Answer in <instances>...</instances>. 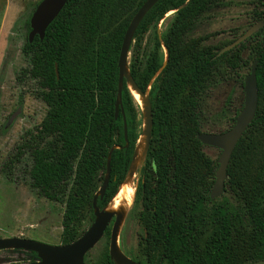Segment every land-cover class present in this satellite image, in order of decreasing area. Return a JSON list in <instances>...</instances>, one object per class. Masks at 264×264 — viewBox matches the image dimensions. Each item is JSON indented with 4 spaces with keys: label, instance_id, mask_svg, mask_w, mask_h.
Segmentation results:
<instances>
[{
    "label": "trees",
    "instance_id": "1",
    "mask_svg": "<svg viewBox=\"0 0 264 264\" xmlns=\"http://www.w3.org/2000/svg\"><path fill=\"white\" fill-rule=\"evenodd\" d=\"M145 1L67 0L43 40L36 36L32 42L29 20L37 5L24 22L21 53L29 65L21 76L37 83L35 95L48 110L1 171L10 177L21 152L29 153L31 188L64 206L62 245L82 236L77 224L85 212L89 222L94 221L92 200L106 178L107 164V187L96 200L101 211L132 167L143 114L124 82L115 116L117 62L128 25ZM234 6L250 8V27L264 19V0H159L133 36L129 76L148 98L152 117L128 211L140 228L138 253L128 252L138 264L264 260V26L221 55L234 40L210 46L209 35L193 36L213 11ZM170 12H174L170 24L160 37L155 36L153 50L141 67L135 56L141 40ZM254 63L256 113L231 154L223 194L211 200L218 158L210 157L205 150L211 147L197 139L199 134L214 133L207 126L211 91L242 68L250 73ZM243 83L241 79L242 88ZM242 107V98L233 106L230 99L225 103L221 114L227 130ZM12 251L31 260L39 258L33 252ZM103 264L114 263L107 256Z\"/></svg>",
    "mask_w": 264,
    "mask_h": 264
},
{
    "label": "rangeland",
    "instance_id": "2",
    "mask_svg": "<svg viewBox=\"0 0 264 264\" xmlns=\"http://www.w3.org/2000/svg\"><path fill=\"white\" fill-rule=\"evenodd\" d=\"M40 1L0 0V239L23 238L58 246L61 245L64 206L46 200L31 188L28 176L31 165L29 153L21 152L19 161L11 169L10 177H6L1 171L3 164L18 154V146L28 141V132H35L48 110L35 95L39 90L37 83L21 76L22 71L29 65L28 58L21 53L25 36L23 25L28 14ZM249 9L245 6H234L213 11L209 19L197 26L193 36L209 35L206 44L210 46L235 40L250 27ZM172 14L173 12H170L165 15L141 40L135 54L141 67L153 50L155 36L160 37L165 32ZM133 46L129 49L128 65ZM160 54L161 60L165 62L166 53L163 48ZM248 70L240 69L237 76L219 82L212 89L207 104L209 116L207 126L212 132L220 133L228 129L227 119L221 112L228 99L232 101V106L236 99H243L240 81L241 79L244 81L249 75ZM144 100L145 98H141L142 104L139 105L142 114ZM14 114H16L15 118L9 123ZM142 137L143 135L139 138L136 148L144 147ZM205 152L213 159L218 158L220 154L215 148H207ZM142 157L143 152L140 150V155L129 175L133 189ZM91 224L89 212H85L77 224L78 233L84 234ZM110 230L111 227L88 252V261L92 262L90 264H97L108 256ZM139 235L140 228L127 213L117 233V246L127 256L128 252L137 254ZM28 263L24 253L12 250L0 251V264Z\"/></svg>",
    "mask_w": 264,
    "mask_h": 264
},
{
    "label": "water",
    "instance_id": "3",
    "mask_svg": "<svg viewBox=\"0 0 264 264\" xmlns=\"http://www.w3.org/2000/svg\"><path fill=\"white\" fill-rule=\"evenodd\" d=\"M158 1L159 0H147L137 10L135 15L131 19L128 28L124 34L119 57H118V62H117L118 89H117V99L115 103V116H117L119 112L121 87L125 82L128 90H129L128 85L130 84L133 90H135L141 98H145L143 102L144 108H143V133H142L145 141L144 153L147 149L151 135V127H152L151 108L148 98L136 88L135 84L133 83V81L129 76L128 54L137 27L139 26L140 22L143 20L145 15L152 9V7ZM66 2L67 0H41L37 4L29 20V27H30V31L28 33L29 42H32L36 36H38L39 40H43L47 27L58 16V14L62 10ZM263 26H264V19L256 22L251 27H249L241 36L235 39L231 44L224 47L218 53V55H221L235 48L239 44L243 43L246 39H248L256 32H258ZM163 50L166 53L164 48ZM255 70H256V63L252 65L249 75L244 79L243 88H242L243 107L240 113L238 114V116L235 118L234 126L231 129L227 130L226 132L202 133L197 136L198 141H200L203 145L207 147L215 148L220 151V154L217 159L218 169L215 173V182L210 193L211 200L219 198L223 194L224 182L226 179V169L230 161L231 154L236 144L242 138L244 132L247 130L248 126L250 125V123L252 122L255 116L257 109V100H258ZM136 104L139 106L137 102ZM15 116L16 114H14L11 117L9 123L12 122ZM124 137L125 139L127 138L125 121H124ZM134 161H135V155H134L133 164ZM133 164L130 169L129 175L131 173V170L133 169ZM109 171H110L109 164H107L106 178L102 183L101 187L99 188V190L97 191V193L94 195L92 200L94 221L92 222L88 230L78 240L65 246H49L29 239L5 238V239H0V251L20 250L24 252L36 253L38 257L41 259V261L35 264H83L84 255L100 241V239L104 234V231L107 229L110 222L113 221L110 231V241H109V250H108L110 260H112L114 264H138L137 262L130 259L126 254H124L117 246V233L119 227L121 225V222L124 221V218L127 215L128 211L130 210L131 206L127 210L124 216H120L117 215L116 213L108 212L107 207L101 211L97 208L96 205L97 198L98 197L102 198L105 193ZM137 177H139L138 173H137ZM252 264H264V260Z\"/></svg>",
    "mask_w": 264,
    "mask_h": 264
},
{
    "label": "bare ground",
    "instance_id": "4",
    "mask_svg": "<svg viewBox=\"0 0 264 264\" xmlns=\"http://www.w3.org/2000/svg\"><path fill=\"white\" fill-rule=\"evenodd\" d=\"M128 88L133 95L135 101L141 106V97L137 94L135 90H133L132 86L129 84ZM143 108H144V103H143ZM143 142H144V147L139 148L137 147L135 150V161L134 164H136V161L140 155V150H142L143 155H144V149H145V141L144 137H142ZM143 159V157H142ZM134 198V189L132 187L131 179L130 176H127L125 182L119 186L117 193L115 194L114 198L111 200L109 205L107 206V211L108 212H113L116 213L117 215L123 216L126 214L127 210L130 208Z\"/></svg>",
    "mask_w": 264,
    "mask_h": 264
},
{
    "label": "flooded vegetation",
    "instance_id": "5",
    "mask_svg": "<svg viewBox=\"0 0 264 264\" xmlns=\"http://www.w3.org/2000/svg\"><path fill=\"white\" fill-rule=\"evenodd\" d=\"M112 223H113V221H111L110 222V224H109V226L107 227V229L106 230H108L111 226H112ZM91 226V225H90ZM106 230L104 231V234H103V236H102V238L105 236V232H106ZM111 231V230H110ZM83 235V234H82ZM101 238V239H102ZM100 239V240H101ZM109 241H110V238H109ZM43 244V243H42ZM47 245V244H46ZM109 245V244H108ZM49 246H51V245H49ZM58 246H65V245H58ZM24 252V251H23ZM88 252H90V251H88ZM88 252L84 255V258H83V264H90V263H92V262H89L88 260V257H87V254H88ZM26 253V252H25ZM25 255V257L28 259V264H35V263H37V262H40L41 261V259L40 258H37V259H35V260H31L26 254H24ZM108 257H109V254H108ZM129 257V256H128ZM130 258V257H129ZM110 259V258H109ZM131 259V258H130ZM104 261H105V259H102V260H100L97 264H103L104 263Z\"/></svg>",
    "mask_w": 264,
    "mask_h": 264
}]
</instances>
